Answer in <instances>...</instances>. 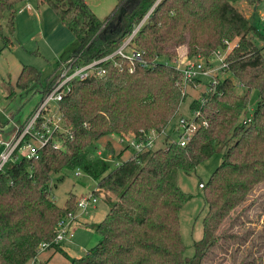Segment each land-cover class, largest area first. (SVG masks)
Wrapping results in <instances>:
<instances>
[{"label":"trees","instance_id":"16d2710c","mask_svg":"<svg viewBox=\"0 0 264 264\" xmlns=\"http://www.w3.org/2000/svg\"><path fill=\"white\" fill-rule=\"evenodd\" d=\"M23 1L0 0V39L9 40L2 21L8 14L14 31ZM37 1L50 5L79 42L65 62L78 58L90 63L114 54L153 10L131 41L140 59L115 54L100 63L104 74L71 82V92L59 102L70 128L66 136L59 135L64 148L44 147L39 158L8 161L0 171V264H31L42 243L70 257L55 238L59 221L77 210V195L70 193L61 207L49 189L52 174L64 169L79 168L117 198H108L107 215L93 225L101 240L72 259L73 264H206L218 249L226 252L232 242L245 243L251 230L241 235L221 229L227 220L238 221L240 215L233 219V213L264 184V45L256 41L264 34L235 5L239 0H137L115 37L105 36L86 0ZM248 1L254 5L261 0ZM235 39L224 69L230 75L201 94L204 103L196 98L189 106L190 111L200 109L199 120L208 125L186 146L166 141L164 147L135 152L113 168L104 158L90 157L103 136L133 134L146 140L144 134L161 132L169 124L187 96L178 84L181 72L165 61L176 59L179 46L187 47L189 58H197L226 49V41ZM56 76L40 90L43 96ZM41 79L38 68L24 65L16 85L28 89ZM237 82L243 93L236 92ZM253 89L259 99L249 122L243 116ZM232 140L210 179L201 182L209 210L194 255L185 256L180 211L187 196L178 183L179 171L190 174ZM239 249L232 250V258ZM260 257L264 262V253Z\"/></svg>","mask_w":264,"mask_h":264},{"label":"rangeland","instance_id":"374dc122","mask_svg":"<svg viewBox=\"0 0 264 264\" xmlns=\"http://www.w3.org/2000/svg\"><path fill=\"white\" fill-rule=\"evenodd\" d=\"M29 2L33 4L32 9L22 12H19V9H21L23 2L18 4L14 31H12L8 14L2 21L4 33L9 38V40L0 39V131L3 132L5 138H10L17 125L25 123L32 116L43 99V94L40 92L42 87L54 74L61 72L65 61L77 51L79 46L76 36L63 24L50 5L38 3L37 0H29ZM86 2L103 23L105 36L115 37L122 31L128 9L137 0H86ZM235 5L249 18L253 25L259 30L262 29L261 15L264 13V0L254 5L248 0H239ZM237 41V39L232 41L229 49ZM256 41L258 44L264 45V39L256 37ZM181 46L177 49L178 57ZM132 50L133 48L127 47L123 53L130 55ZM118 55L123 58L122 55ZM165 61L173 63L169 60ZM24 65H32L42 72L41 83L34 84L28 89L17 87V79ZM226 75H230V73H220V78H224ZM203 91H206L205 84L198 88L191 87L188 89L186 99L181 103L176 115L163 132L156 133L158 138H156L151 149L164 147L166 141L169 143L170 140L178 139V133L175 130L178 120L182 116H190L189 106L192 100L200 98ZM243 91L244 87L237 82L236 92L243 93ZM258 99V91L253 89L248 110L243 119L253 114ZM57 109V103L52 101L50 110L45 112V115L48 117ZM64 122L65 120L62 119L61 125L64 126ZM59 135L66 136V134ZM167 135H169V139H166ZM133 137V134L103 136L96 142V149L91 150L89 155L92 158L99 157L108 160L113 168L137 151L131 143ZM233 142L234 140L228 144H221L210 159L199 164L196 170L190 174L183 170L179 171L178 183L187 196V202L180 211V229L186 245L185 256L192 257L194 255V243L203 236V219L209 210V204L204 197V191L200 184L201 182L206 183L210 179L214 170L221 163L226 148ZM49 189L54 200L61 207L65 205L70 193L77 195L78 202L82 195L100 190L97 194L94 193L98 198L95 206H90L87 214H78L79 216L75 220L77 225L74 226L73 230L74 235L70 240L65 241L67 244L62 249L70 257H66L62 251L55 247H48L45 251L39 252L37 259L31 263L73 264L72 259L84 256L90 248L99 243L101 235L93 225L100 223L107 215L110 209L108 198L112 197L114 200L117 198L112 196L108 190L100 189L98 180L83 173V171L81 175H77L76 169H64L58 173H53L49 182ZM75 212L78 213L77 210ZM238 215H240L238 221L233 224L227 220L221 232L229 228L230 231L242 235L244 230L249 229L252 231L249 239L243 244L232 242V247H229L226 252L218 249L216 255L206 264H237L243 260H249L247 264H264L260 257L264 253V184L259 185L250 193L244 205L233 213V219ZM236 247H240V249L235 254V258H232V250Z\"/></svg>","mask_w":264,"mask_h":264},{"label":"built area","instance_id":"2783aa9c","mask_svg":"<svg viewBox=\"0 0 264 264\" xmlns=\"http://www.w3.org/2000/svg\"><path fill=\"white\" fill-rule=\"evenodd\" d=\"M151 11L152 10H150L143 20L134 28L131 35L123 42L122 46L114 54H110L90 63H80L78 58H73L64 63L61 72L59 74L56 73L57 76L52 82L50 89L43 96L42 101L38 104L32 116L25 123L17 125L10 138H5L3 132L0 131V171L8 161H20L24 158H39L40 152L44 147L52 146L56 149L64 148L63 141L59 137V134H67L70 131V128L65 125V122L64 126L61 125L62 119L64 121V117L59 109V102L66 94L71 92V82L74 80H83L92 75L104 74L105 70L100 66V63L108 59H113L115 54H120L123 58L129 60L140 59L141 56L138 51L133 49L132 53L128 55L123 53V50L130 47L133 37L139 31L141 25L148 19ZM261 21L262 33L264 34V13L261 15ZM231 43V41H226V49H218L209 56H198L197 58L192 59L188 57V54H180L179 57L177 56L176 59H174V61L172 60L173 63L170 64L181 72L182 79L178 84L182 87L184 95H187L189 88H198L202 84L206 85L205 92H210L212 89H215L220 80L223 79L220 78V73L225 74L224 69L227 66V54L237 44H233L229 49ZM214 59L217 62H215ZM115 64L121 66L117 62H115ZM201 98L202 97H200V99ZM52 101L57 103L58 109L55 113H52L47 117L45 112L50 110V103ZM204 102L205 100L202 98V103ZM190 112L191 114L189 117L182 116L178 120L175 126V130L178 133V139L170 140L171 142L186 146L192 140L199 128L208 125L207 121L199 120L201 115L200 109ZM51 117H56L58 120L56 121V119ZM251 119L252 115L246 120L250 122ZM156 133L157 131L153 129L144 134L147 137L146 140L137 138L134 135L131 143L135 146L137 150L136 152L151 149L156 138H158ZM167 138L169 139V135L166 136V139ZM76 174L81 175L82 171L77 168ZM200 185L202 187L203 183ZM97 200V196L92 192L82 195L79 198L77 202L78 213L69 212L57 225V234L55 238V243L57 245H61L66 240H70L73 237L74 231L71 228L72 223L80 214H87L88 208H90V206H95ZM49 246V243H42L39 252L45 250Z\"/></svg>","mask_w":264,"mask_h":264},{"label":"crops","instance_id":"0c3cea01","mask_svg":"<svg viewBox=\"0 0 264 264\" xmlns=\"http://www.w3.org/2000/svg\"><path fill=\"white\" fill-rule=\"evenodd\" d=\"M26 3V4H25ZM23 5H22V7H21V9H19V12H22V11H24V10H31L32 9V5L33 4H31L30 2H29V0H26V1H23V3H22ZM179 51H180V53L179 54H187V47L185 46V45H182L181 47H180V49H179ZM1 130V129H0ZM80 223V222H79ZM77 224H76V222L74 221L73 223H72V225H71V228L74 230V226H76ZM71 243V242H70ZM66 244H67V242H64V243H62L61 244V247L62 248H65V246H66ZM50 249V248H49ZM45 251V250H44ZM51 258V257H50ZM37 259V258H36ZM47 261H49V260H47Z\"/></svg>","mask_w":264,"mask_h":264},{"label":"water","instance_id":"95a60500","mask_svg":"<svg viewBox=\"0 0 264 264\" xmlns=\"http://www.w3.org/2000/svg\"><path fill=\"white\" fill-rule=\"evenodd\" d=\"M158 1H159V0H158ZM151 10H153V8H152Z\"/></svg>","mask_w":264,"mask_h":264}]
</instances>
